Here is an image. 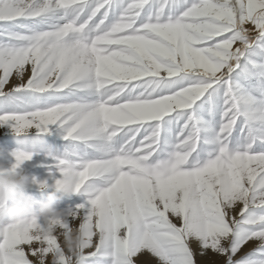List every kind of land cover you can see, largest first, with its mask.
I'll return each instance as SVG.
<instances>
[{"label":"snow or ice","instance_id":"obj_1","mask_svg":"<svg viewBox=\"0 0 264 264\" xmlns=\"http://www.w3.org/2000/svg\"><path fill=\"white\" fill-rule=\"evenodd\" d=\"M3 125L12 167L54 131L86 199L48 237L0 223V264L69 228L59 264H264V0H0Z\"/></svg>","mask_w":264,"mask_h":264},{"label":"clouds","instance_id":"obj_2","mask_svg":"<svg viewBox=\"0 0 264 264\" xmlns=\"http://www.w3.org/2000/svg\"><path fill=\"white\" fill-rule=\"evenodd\" d=\"M23 165V164H22ZM22 165L5 167L0 164V221L7 224L28 222L41 237L51 236L57 222H66L67 217L75 215L72 208L59 209L57 204L64 197L76 194L74 189L79 183L77 170L65 160L63 166H57L59 183L51 186L46 198L36 201L28 194V189L36 183L30 178ZM47 186L39 185L41 191ZM84 233L78 228H69L63 233V248L51 252L50 264H59V258L66 250L75 258L79 245L83 243Z\"/></svg>","mask_w":264,"mask_h":264},{"label":"rangeland","instance_id":"obj_3","mask_svg":"<svg viewBox=\"0 0 264 264\" xmlns=\"http://www.w3.org/2000/svg\"><path fill=\"white\" fill-rule=\"evenodd\" d=\"M13 83H15L14 79ZM35 134V129L30 130V137ZM57 136L58 135L54 131L50 134H41V143H39L35 147H29L25 149L35 153L32 156L31 160L24 162V164L22 165L26 174L30 178H34L36 181H45V178L43 177H47V175H59V172L55 166V162L52 159L53 156L60 157L63 151V141L60 139L59 136ZM20 139L21 137L17 136L8 125L0 126V145L6 144V150L8 151H6L7 153L2 154L1 160L3 162L0 161L2 162L1 164L5 167H10L12 163H14V158L12 157L11 153L16 149L21 148V145L18 143ZM56 179L58 178L54 177L52 180H47L46 182L48 187L43 191L40 190L38 183L32 184L31 187L28 189V194L31 195V197H33V199H35L36 201H41L45 199L47 193L53 190L51 186L54 184ZM85 199L86 197L83 194H74L71 196L64 197L61 201L58 202L57 207L59 209H75L76 205L83 203ZM71 218L72 217L69 216L67 217V220H71ZM71 221L73 222L70 225L74 226L75 221L73 220V218ZM0 223L7 224V221H0ZM251 247H253V245H248L244 251L250 250ZM152 264H157L155 259H153Z\"/></svg>","mask_w":264,"mask_h":264},{"label":"bare ground","instance_id":"obj_4","mask_svg":"<svg viewBox=\"0 0 264 264\" xmlns=\"http://www.w3.org/2000/svg\"><path fill=\"white\" fill-rule=\"evenodd\" d=\"M58 137V136H57ZM10 140V139H9ZM5 141V140H4ZM46 144V143H45ZM8 147H9V145H8ZM11 148V147H10ZM7 149V146H6V144H4V145H0V161H2L1 160V157H2V154L3 153H7L8 151L6 150ZM11 150V149H10ZM7 151V152H6ZM7 157V156H6ZM3 162V161H2ZM2 162H0V164L2 163ZM5 163V162H4ZM7 163V162H6ZM13 164V163H12ZM8 166V165H7ZM28 167V166H27ZM36 168V167H35ZM30 169V168H29ZM34 169V168H33ZM54 177H56V178H60V174L59 175H57V176H53L52 174L51 175H47V177L45 176V177H43V178H45L44 180L45 181H47V180H52ZM71 220H72V218H71ZM71 220H67V222H68V224H69V227H72V225H70V224H72V222L73 221H71Z\"/></svg>","mask_w":264,"mask_h":264}]
</instances>
